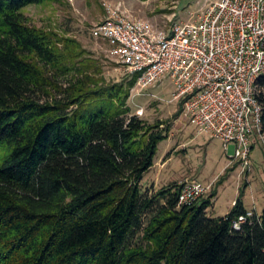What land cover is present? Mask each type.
<instances>
[{
  "label": "trees",
  "instance_id": "1",
  "mask_svg": "<svg viewBox=\"0 0 264 264\" xmlns=\"http://www.w3.org/2000/svg\"><path fill=\"white\" fill-rule=\"evenodd\" d=\"M53 1L0 0V264H264V212L234 227L244 187L214 217L217 191L180 205L185 183L144 186L171 126L132 114L131 75L31 24Z\"/></svg>",
  "mask_w": 264,
  "mask_h": 264
},
{
  "label": "built area",
  "instance_id": "2",
  "mask_svg": "<svg viewBox=\"0 0 264 264\" xmlns=\"http://www.w3.org/2000/svg\"><path fill=\"white\" fill-rule=\"evenodd\" d=\"M108 10L92 32L111 43V53L128 75L138 76L135 95L170 77L172 102L184 104V115L198 134L220 140L227 154L233 145L231 160L242 172L250 171L254 143L264 141L258 98L264 89V0H217L199 18L168 30L120 7ZM211 189L197 180L185 183L180 205L195 203ZM251 216L253 211L241 216L234 227Z\"/></svg>",
  "mask_w": 264,
  "mask_h": 264
},
{
  "label": "rangeland",
  "instance_id": "3",
  "mask_svg": "<svg viewBox=\"0 0 264 264\" xmlns=\"http://www.w3.org/2000/svg\"><path fill=\"white\" fill-rule=\"evenodd\" d=\"M214 1L217 0H56L30 5L24 13L32 25L80 41L87 51L86 56L96 59L103 67L108 81L121 82L128 74L111 53V43L96 38L92 32L96 24L106 19L110 6L120 7L132 17L147 20L158 28L168 30L174 23L188 21L192 16L199 18ZM137 79L136 75L130 77V81ZM174 91V80L170 77L140 95H135V88L132 90L129 101L132 114L150 123L162 122L171 126L169 138L159 145L154 168L144 178V186L153 185L155 189H160L173 182L187 183L193 180L211 184L212 189L204 199L218 192L210 209L214 217L229 214L233 210L234 201L245 187V206L262 214L264 141L257 144L252 154L253 167L250 171L242 172V167L240 172L232 170L235 164L240 165L236 161L225 168L234 155V146H230L227 154L220 140L210 135H199L197 128L185 117L184 105L172 102ZM140 109L144 110L143 114H139Z\"/></svg>",
  "mask_w": 264,
  "mask_h": 264
},
{
  "label": "crops",
  "instance_id": "4",
  "mask_svg": "<svg viewBox=\"0 0 264 264\" xmlns=\"http://www.w3.org/2000/svg\"><path fill=\"white\" fill-rule=\"evenodd\" d=\"M192 125V124H191ZM194 126V125H193ZM261 142V140H257V141H255V143H254V148H253V152H254V150H255V148H256V146H257V144L258 143H260ZM253 152H252V154H253ZM232 160H230L229 162H228V164L226 165V167L225 168H227L228 166H230V164H232ZM237 164H239V162H236ZM238 165H236L235 164V166H233V169L232 170H235V171H238V172H240L241 171V166L239 165L238 167H237ZM248 183L249 184H251V181H250V179H248ZM246 186V185H245ZM251 186V185H250ZM249 187V186H248ZM245 188V187H244ZM247 188H245V193H246V190ZM218 197V196H217ZM236 201V200H235ZM234 201V202H235ZM233 206H234V204H233ZM249 211H256V212H258L257 210H254V209H252V208H247Z\"/></svg>",
  "mask_w": 264,
  "mask_h": 264
}]
</instances>
